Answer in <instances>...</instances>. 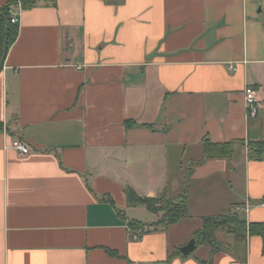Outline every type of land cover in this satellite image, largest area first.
I'll return each mask as SVG.
<instances>
[{"label": "crops", "instance_id": "obj_1", "mask_svg": "<svg viewBox=\"0 0 264 264\" xmlns=\"http://www.w3.org/2000/svg\"><path fill=\"white\" fill-rule=\"evenodd\" d=\"M30 1L0 0L17 31L0 72V264H264L248 234L264 225V0ZM207 142L232 153L205 159ZM127 188L184 198L187 216L131 228L161 213L129 207ZM232 215L245 239L203 244V219Z\"/></svg>", "mask_w": 264, "mask_h": 264}, {"label": "trees", "instance_id": "obj_2", "mask_svg": "<svg viewBox=\"0 0 264 264\" xmlns=\"http://www.w3.org/2000/svg\"><path fill=\"white\" fill-rule=\"evenodd\" d=\"M37 0H32L24 5L25 9L33 7ZM53 1V0H49ZM6 19L10 24L9 10L8 7H3L0 9V60L3 52L4 41L7 37V45L12 42V39L16 36V29L9 28L8 31L5 29ZM3 130V124L0 123V132ZM252 148L255 149V153L260 155L264 153V141L260 143L252 144ZM233 150V143L226 144H211L207 142L204 146V158H225L229 157ZM126 198L129 207L144 206L149 212L157 214L161 213L162 217L159 221L153 224L144 225L139 222L129 223V227H141L143 232H149V228L156 229L157 227H167L177 223L182 218L187 216L186 201L184 198H179L177 200H169L165 196L158 199H150L138 196L131 188L126 189ZM236 216L232 215L228 218H223L217 220L216 218L203 219V231L201 237L203 239V244H208L213 246L212 236L216 230L227 231L235 234L239 240H243L246 237L247 230L243 227L241 223H237ZM249 235L260 236L264 240V225L251 224L248 227ZM215 249V248H214ZM179 254V253H177Z\"/></svg>", "mask_w": 264, "mask_h": 264}, {"label": "built area", "instance_id": "obj_3", "mask_svg": "<svg viewBox=\"0 0 264 264\" xmlns=\"http://www.w3.org/2000/svg\"><path fill=\"white\" fill-rule=\"evenodd\" d=\"M15 23L16 19L11 18L10 24L14 25ZM244 96L247 116L249 118H255L258 112V104L255 97V91L251 88H246L244 91ZM12 148L19 152V154L22 156L28 155L30 153L29 148L20 141H15L12 144ZM261 206L264 207V203H261Z\"/></svg>", "mask_w": 264, "mask_h": 264}, {"label": "water", "instance_id": "obj_4", "mask_svg": "<svg viewBox=\"0 0 264 264\" xmlns=\"http://www.w3.org/2000/svg\"><path fill=\"white\" fill-rule=\"evenodd\" d=\"M4 22H5V28H6V31H8V22L6 19H4ZM7 37L5 38V41H4V47H3V54H2V58H1V61H0V72L3 68V62H4V59H5V55H6V51H7ZM196 248V245H195V239H191L184 247H182L180 249V253L183 255V256H187L189 255L191 252H193Z\"/></svg>", "mask_w": 264, "mask_h": 264}, {"label": "rangeland", "instance_id": "obj_5", "mask_svg": "<svg viewBox=\"0 0 264 264\" xmlns=\"http://www.w3.org/2000/svg\"><path fill=\"white\" fill-rule=\"evenodd\" d=\"M166 197V196H165ZM161 217H162V214H161ZM217 220H221V219H223V218H216Z\"/></svg>", "mask_w": 264, "mask_h": 264}]
</instances>
